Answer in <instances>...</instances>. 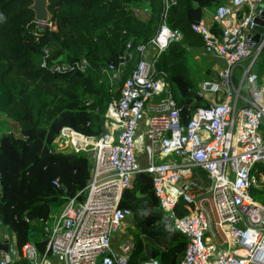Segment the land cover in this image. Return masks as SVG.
I'll return each mask as SVG.
<instances>
[{"label":"built area","instance_id":"built-area-1","mask_svg":"<svg viewBox=\"0 0 264 264\" xmlns=\"http://www.w3.org/2000/svg\"><path fill=\"white\" fill-rule=\"evenodd\" d=\"M222 1L212 12L219 35L204 19L192 27L203 38L201 53L221 66L214 67L215 78L199 84L186 107L189 114L182 116L168 75L154 69L168 45L181 39L166 24L169 3L162 0L154 35L135 48L137 61L119 98L107 106L103 134L89 137L63 127L54 140V152L89 155L81 199H69L59 214L42 221L44 254L32 242L20 251L9 246L6 254L0 251V264H8L7 258L28 264H128L133 244L119 243L115 235L132 216L120 203L140 172L151 178L162 222L186 239L178 264H264V205L251 195L264 185L258 167H264V78L255 72L264 48V27L255 21H264V0ZM132 9L138 18L149 16L146 6ZM129 48L117 65L101 69L109 81L120 78L132 58ZM43 53L45 68L50 53ZM88 67L82 58L72 65L53 63L50 70L83 73ZM77 136L85 140L75 141ZM180 200L189 207L187 215L177 214ZM143 264L160 263L149 256Z\"/></svg>","mask_w":264,"mask_h":264},{"label":"trees","instance_id":"trees-1","mask_svg":"<svg viewBox=\"0 0 264 264\" xmlns=\"http://www.w3.org/2000/svg\"><path fill=\"white\" fill-rule=\"evenodd\" d=\"M167 1L166 24L181 39L168 45L155 60L154 69L168 75L185 116L198 88L190 77L188 56L197 57L204 46L202 36L192 27L204 19V11L213 12L223 1ZM31 5L32 0H0V114L15 124L21 135L0 136L3 183L0 228L10 241L15 237L18 251L32 242L44 254L42 221L69 199H81L80 192L89 177L85 156L54 152L49 145L63 127L89 137L103 134L107 106L119 98L122 81L137 61L135 48L154 35L163 3L162 0H48L50 27L43 29L34 20ZM137 5L149 9L147 19L141 20L134 14L132 8ZM211 31L219 35L215 24ZM127 44L132 58L121 68L120 78L109 81L101 69L117 65ZM45 49L50 58L44 68L41 62ZM82 58L89 63L83 73L56 74L50 70L53 63L72 65ZM255 72L259 79L264 78V48ZM258 167L264 173V167ZM251 195L264 205V185L252 189ZM120 207L131 211L134 227L129 230L134 247L128 264L145 262L148 259L145 252L160 264H178L186 239L162 222L147 174H136L132 186L123 192ZM188 213L189 207L180 200L177 214ZM8 264L28 262L19 258Z\"/></svg>","mask_w":264,"mask_h":264},{"label":"rangeland","instance_id":"rangeland-1","mask_svg":"<svg viewBox=\"0 0 264 264\" xmlns=\"http://www.w3.org/2000/svg\"><path fill=\"white\" fill-rule=\"evenodd\" d=\"M208 11H206V12L204 11V18L209 23L210 22V14L209 13L212 11H210V10H208ZM139 19L144 20V17L141 16V17H139ZM40 28L43 29L44 26H40ZM187 65L189 68V73H190V77H191L192 81L199 87V84L203 80L216 77V73L214 72V67L215 68L220 67L221 63L211 56L204 55L203 53H200L197 57L188 56ZM207 71H209V73ZM8 134H12L15 137H21L17 126L14 123H12L11 121H9L8 119H6L5 116L0 114V136H4V135H8ZM54 140L49 145V148L52 151H54L55 147H56V143L54 142ZM67 150L62 151V152H58V153L83 155L87 158V161H88L89 155L87 153L81 152L79 154H75L73 152L72 153L66 152ZM88 163H89V161H88ZM141 165L142 166L145 165V160H141ZM60 210H61V208L58 211L51 213V215L59 214ZM129 230H132V231L134 230V227L131 225V217L128 218L127 221L125 222V227H124L123 233L121 235L119 233L115 235L116 236L115 240L119 243L125 242V241L126 242L131 241L133 244V236H132V234H130ZM141 238L146 240L145 236H141ZM133 247H134V244H133ZM145 253H146L147 257L150 256L148 252H145ZM143 262L141 264H143ZM55 264H57V263H55Z\"/></svg>","mask_w":264,"mask_h":264},{"label":"water","instance_id":"water-1","mask_svg":"<svg viewBox=\"0 0 264 264\" xmlns=\"http://www.w3.org/2000/svg\"><path fill=\"white\" fill-rule=\"evenodd\" d=\"M48 0H32V5L30 6V9L34 13V20L35 22L41 26L45 25L49 22V14H48ZM259 27H264V21L257 19L255 21ZM262 34V30L259 29L258 32L254 35V40L258 41L259 35ZM3 183L0 179V188L2 187ZM9 244L8 242H5L3 244H0V251L6 254L8 252ZM7 262L9 263V260L7 258Z\"/></svg>","mask_w":264,"mask_h":264},{"label":"crops","instance_id":"crops-1","mask_svg":"<svg viewBox=\"0 0 264 264\" xmlns=\"http://www.w3.org/2000/svg\"><path fill=\"white\" fill-rule=\"evenodd\" d=\"M206 11H208V10H206ZM209 14H210V22L208 23V21H206L205 18H204V21H205L206 25L211 26L212 25V13L210 12ZM77 137L80 138V139H78V141L80 140L81 142H83V140H82V139H84L83 137H81V136H77ZM5 242H8L9 246L15 247V237L13 236L11 238V241H10V239H8V235L5 233V231L0 228V244H3Z\"/></svg>","mask_w":264,"mask_h":264},{"label":"bare ground","instance_id":"bare-ground-1","mask_svg":"<svg viewBox=\"0 0 264 264\" xmlns=\"http://www.w3.org/2000/svg\"><path fill=\"white\" fill-rule=\"evenodd\" d=\"M74 136V135H73ZM82 137V136H81ZM76 137H74V140L75 141H78V139H75ZM78 138V137H77ZM84 138V137H83ZM80 139V138H79ZM83 141L85 140V139H82ZM86 141H88V140H86ZM89 141H92V140H89ZM9 260V262L11 261L10 259H8Z\"/></svg>","mask_w":264,"mask_h":264}]
</instances>
